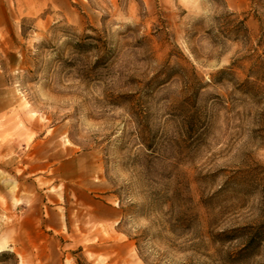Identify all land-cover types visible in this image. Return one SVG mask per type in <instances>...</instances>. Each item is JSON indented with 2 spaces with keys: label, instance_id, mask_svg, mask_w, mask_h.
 Segmentation results:
<instances>
[{
  "label": "rangeland",
  "instance_id": "rangeland-1",
  "mask_svg": "<svg viewBox=\"0 0 264 264\" xmlns=\"http://www.w3.org/2000/svg\"><path fill=\"white\" fill-rule=\"evenodd\" d=\"M0 264H264V0H0Z\"/></svg>",
  "mask_w": 264,
  "mask_h": 264
}]
</instances>
